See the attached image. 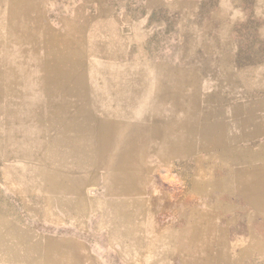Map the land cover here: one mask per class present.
<instances>
[{
	"label": "rangeland",
	"instance_id": "1",
	"mask_svg": "<svg viewBox=\"0 0 264 264\" xmlns=\"http://www.w3.org/2000/svg\"><path fill=\"white\" fill-rule=\"evenodd\" d=\"M114 74L170 85L154 128L192 156L145 158L144 206L72 212L140 162L89 134ZM0 264H264V0H0Z\"/></svg>",
	"mask_w": 264,
	"mask_h": 264
},
{
	"label": "crops",
	"instance_id": "2",
	"mask_svg": "<svg viewBox=\"0 0 264 264\" xmlns=\"http://www.w3.org/2000/svg\"><path fill=\"white\" fill-rule=\"evenodd\" d=\"M115 78H117L116 74H114L110 86L106 85L107 87H105L103 93L105 113L98 115L99 121L95 112L91 111V116H89L91 118L89 134L92 136V141L97 142L98 139L99 142L105 143L104 148L99 150L104 151L106 157L109 151L112 150V157L124 160L139 159L140 162L138 165H120L122 169H120V172L116 171V173L121 174L122 180L120 182L118 180L117 182H107L102 188V193H104L102 194V199L106 201L105 203L103 201L102 203H97V199L87 200L85 195L80 194L77 201L71 203L65 202L64 204L72 207V212H79L76 209V207H79L78 205H82L89 210L92 207H96V204L110 206L111 208H137L144 206L146 202L144 197L146 185L142 182V178L147 174L145 167H143L145 158L151 155L156 157V159L163 157L176 160L192 156L191 138H187L185 135L178 138L176 126H168L170 127L169 131L161 129L160 132L154 128L156 126L153 124V121L161 118L159 111L162 108V101L168 103L167 106H164V109L168 108L170 110L172 108L171 100L173 97L170 85L159 86L157 90L154 88V93V91L149 92V88L144 87L141 89L140 87L129 89L126 86L119 85L115 81ZM93 90L96 91L90 94L89 108L92 110L96 109L97 112V104L102 103V99L98 97L99 92H97V89ZM149 95H155L152 98L153 101L145 102V96ZM146 100L148 101L149 99ZM99 127L102 128L103 133L101 134L99 130L101 135L97 136ZM185 133L187 135L188 132L186 131ZM132 174H136L137 180L129 178ZM139 176H142V178L139 179Z\"/></svg>",
	"mask_w": 264,
	"mask_h": 264
}]
</instances>
